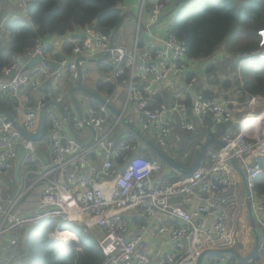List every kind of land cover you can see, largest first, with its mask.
<instances>
[{
	"label": "built area",
	"instance_id": "1",
	"mask_svg": "<svg viewBox=\"0 0 264 264\" xmlns=\"http://www.w3.org/2000/svg\"><path fill=\"white\" fill-rule=\"evenodd\" d=\"M32 1L19 0L21 15L28 16ZM166 9V0H138L132 49L90 26L83 29L81 40L68 55L49 56L42 39H38L35 45L14 56L13 65L4 68L0 103L4 99L13 100L16 115L11 119L3 112L0 120V175L14 172L20 149L24 150V156L17 188L10 193L5 187L0 188L1 264L16 263L28 232L48 220L55 223L49 236L63 252L78 249L75 245L79 244L74 232L62 228L64 222H79L84 228L94 226L102 232L97 237L104 253L100 264H198L206 250L236 248L246 203L242 197V178L231 159L246 174L254 219L263 236L259 249L264 250V194L253 189L264 173L259 159L264 156V95H250L239 102L217 101L200 92L191 94L198 77L188 78L191 66L185 40L172 29L165 38L154 31ZM261 35L259 50L240 54L242 60L264 58V31ZM106 54L113 69L104 73V80L123 82L127 88V101L111 128H105L111 112L106 105L93 106L90 102L86 108L81 104L78 109L75 104L66 106L63 105L66 95L55 91L53 103L46 101L44 91L49 78H54V90L58 88L57 76L66 70L75 86L82 78L84 63ZM18 56L28 60L41 56L42 62L25 69L17 62ZM170 77L180 85L183 83L184 89L176 86L169 94L173 101L150 108L142 86L151 90ZM105 100L112 104L110 98ZM234 105L245 110L239 119L235 118ZM43 108L44 131L40 139H30L24 132L39 131ZM129 109L137 112L142 130L156 133L162 146L167 145L175 124L182 130L194 131L192 122L176 118L189 111L201 121L211 117L218 124L231 126L221 138L224 146L207 148L192 174L173 181L171 176L161 174V164L132 156L140 149L138 144L129 143L126 138L118 142L110 139L118 121L130 113ZM65 126L72 137L64 131ZM100 158V166L95 165ZM27 202L32 204L25 210L23 204ZM135 209L146 216L159 214L163 223L171 226L172 252L160 257L148 253L143 233H129L126 213ZM62 232L72 235L65 238L60 235ZM203 264L242 263L231 254H207Z\"/></svg>",
	"mask_w": 264,
	"mask_h": 264
},
{
	"label": "trees",
	"instance_id": "2",
	"mask_svg": "<svg viewBox=\"0 0 264 264\" xmlns=\"http://www.w3.org/2000/svg\"><path fill=\"white\" fill-rule=\"evenodd\" d=\"M125 1L127 0H33L28 12L29 20L14 17L0 23V80L5 79L3 70L13 65L14 56L22 54L27 48L35 45L38 39L48 35L63 36L92 26L115 39L126 15L121 8ZM190 3L194 4L189 10L183 9L172 18L171 29L186 42L187 59L191 66L188 78L193 75L198 77L197 91L205 97L214 98L217 94L209 89L210 86L216 85L220 88L228 86L232 90L225 97L228 100L237 99L239 102H244L250 95H264V58L262 57L243 66L240 55L230 60L231 72L238 74L237 71H239L241 74V79L234 75V81L222 79L228 74L227 71H218L211 75L210 72L214 71L212 66L202 72L194 67L196 63L214 57L223 43H226L230 52H236L237 55L256 51L261 43L260 32L264 31V0H214L213 2L212 0H191ZM184 12L187 13L182 14ZM241 33L250 35L252 39L244 46L235 48L236 40H239ZM75 44L73 41H66L62 53H56L55 56L70 54ZM52 49L50 46L46 50L52 51ZM98 66L105 73L113 69V65L109 62L98 63ZM114 88L115 86L111 83L101 81L97 84V90H105L110 95ZM145 89L146 87L142 86V92H145ZM44 92L46 101L53 103L51 92L49 90ZM164 94H167V98ZM144 96L148 98L150 108L173 101L167 92H156L150 98L147 93H144ZM30 100L33 101V98ZM189 100L188 98L187 101ZM97 103L91 101L93 106H98ZM0 112H4L9 117L15 116L16 103L10 99L2 100ZM241 112L244 113L245 110L242 109ZM184 117L195 125L194 131H182L179 129V124H175L174 128L178 131L176 135L179 139L167 143V146L151 141L177 165L191 169L203 143L209 138L221 139L231 124H218L211 117L201 121L191 112L177 115L176 118L180 120ZM126 139L129 143L140 146V149L133 152L132 156L136 155L149 162L165 165V162L149 145L143 146V141L139 140L132 130L129 129ZM164 147H166L165 150ZM208 148L218 149L220 145L213 141ZM259 159L264 167V156H260ZM172 171L170 175L173 181H180L187 176L176 170ZM15 180L14 177V183ZM253 189L256 193L264 194V173ZM242 190L244 192L243 183ZM6 192H12L11 188ZM54 225L52 220H48L29 231L22 255L14 264H100L104 260V253L98 239L87 234L85 229H81L79 225L71 221L64 222L62 228H69L78 236L80 249L60 251L57 243L49 236Z\"/></svg>",
	"mask_w": 264,
	"mask_h": 264
},
{
	"label": "crops",
	"instance_id": "3",
	"mask_svg": "<svg viewBox=\"0 0 264 264\" xmlns=\"http://www.w3.org/2000/svg\"><path fill=\"white\" fill-rule=\"evenodd\" d=\"M166 1H167V9L164 12L162 22L158 23V25L154 28L155 34L157 36H160L161 38H165L167 36L168 32L170 31V29H171L170 25L172 24V18L176 17V15L183 10L185 5L191 4L190 3L191 0H166ZM121 8L125 12L126 15L124 17L123 23L121 24L118 32L116 33L114 40L117 43L125 44L129 49H132L134 46V42H135V38H136V32H137L135 16L138 12V0H127V1L122 3ZM20 12H21V9H20V5H19V0H0V23H3L4 21H6L10 18H14V17H23V18H28V20H29L28 16L21 15ZM157 27H158V29L156 30ZM131 28H132V31H131ZM242 34L247 35L246 33H242ZM82 35H83V30H75V31L69 32L68 34L63 35V36H59L56 34L48 35V36L42 38V41H43L46 49H47V47H50V46L53 48L52 51H47V50L46 51H47V54L49 56L54 57L56 53H62L64 44L66 41H73L75 43H79ZM229 50L230 49L228 47H223L220 50H217V53H216V55H214V57H212L210 60H206V61H211L213 59H219L218 62H220L223 59H229V61H230L234 58H238V56L240 55V53H238V55H237L236 52L233 53V52H230ZM101 62H103V63L107 62L106 56L97 58L96 61L95 60L86 61L84 63L85 65L82 67V81L88 88L96 91L102 97L110 98L112 100L113 107L116 108L117 110H120L124 107V104L127 101L126 100L127 99V88H126L125 84L123 82H120V81L106 82L104 80V73L105 72H102L98 66V63H101ZM211 63H209V64H211ZM194 67L196 68L197 71H201V72H202V70L205 71L207 68L205 66V64L202 63V61L196 63ZM65 73H67L66 70H65ZM227 75L228 74H226L225 77ZM101 81L104 83H111L115 86L114 91L111 95L108 94L105 90H97V84ZM179 85H180L179 82L175 81V78L170 77V79L167 80L166 82H164V84L152 86L151 90L145 89V92H147V96H149V98L153 95L150 93L151 91L167 92L168 94H170L171 91L174 88H176V86L179 87ZM54 86H56V83ZM54 86H52V83H51V85L47 86V90H49L51 88V91L50 90L49 91L52 93V87H54ZM72 86H73V84L70 85V87H72ZM70 87L67 88L68 94H69ZM58 88H59V84H58ZM58 88H54L53 91L56 92V90H58ZM180 88L184 89L183 83L180 85ZM209 89H211L213 92H215L217 94L216 96H214V98L217 101L228 100L225 96L229 95L231 90H232L228 86L220 88L216 85L210 86ZM197 92H198L197 86H195L191 89V94H195ZM64 94H66V92ZM183 95L186 96L185 92L183 93ZM35 96L36 95H33L32 97H35ZM36 97H38V96H36ZM193 97H194V95H192V98ZM88 100H89L88 103H90L92 101L90 99H88ZM235 100H237V99H235ZM81 107H82V105H81ZM233 108H234L235 118L239 119L243 115V112H241L242 107L234 105ZM129 111H130V113L128 114L126 119L132 125H134V123L129 119V117L134 116L139 122L138 114L136 111H133L131 109H129ZM189 112H191L194 116H196L192 111H189ZM184 120H186L185 117H184ZM186 121H189V120H186ZM113 123L114 124L117 123V115H115V113L111 111L109 120L107 121L105 128L107 129L108 126L110 124H113ZM119 123H122L129 131V129H130L129 126L126 125L123 121H118V124ZM117 125L115 126V128L117 127ZM179 129L182 130L181 128H179ZM146 132H148V133H144V132H142V133L145 134L146 137H148V139L153 140L154 142H159V139H158V136L156 133H154L152 130H149V131L147 130ZM177 132L178 131H176V129L174 128L172 135L168 139V144L171 141H175L176 139H179V136L177 137V135H176ZM149 133L151 135H149ZM90 134L93 135L94 132L90 131ZM127 135L128 134H126V132H117L116 133V130L114 129L112 131L110 139L115 141V142H118V141L122 140L123 138H127ZM137 138L140 140V138L138 136H137ZM142 144H143V146L146 145L145 142H142ZM165 148L166 147H164L163 149L165 150ZM94 163H95V165L100 166L101 158H100V160L96 159ZM172 170L173 169L165 163V165L162 166L161 174L166 175V176H171L170 174L173 172ZM13 178H14V174H13ZM16 183H17V181L14 183L13 187L11 188L12 191H14L17 188ZM31 204H32L31 202H27V203L23 204L25 210L29 209ZM191 208L193 209V207H191ZM126 215H127L128 221H129V228H130L129 233L132 235L137 233V232L143 233L144 242H145V250L148 253H151V254L157 253L158 256L160 257L164 253L172 252L173 241L171 238V226L165 225L163 223L162 217L159 214H153L150 216H146L140 210L135 209V210L128 211L126 213ZM244 216L247 217L246 218L247 223L243 220ZM241 223H243L244 225H242L240 227ZM240 224H239V230L237 232V242L235 245L236 246L235 249L242 256H247L248 254H250V252L254 248L255 242H254V237L252 235V231L250 228V224H249V220H248V216H247L246 212L243 213L241 220H240ZM248 224H249V226H248ZM260 236H261V241H262L263 236L261 233H260ZM25 246H26V241H24L23 248ZM241 263L242 264L243 263L264 264V250L259 249V251L253 257V259L249 260L248 262H241Z\"/></svg>",
	"mask_w": 264,
	"mask_h": 264
},
{
	"label": "water",
	"instance_id": "4",
	"mask_svg": "<svg viewBox=\"0 0 264 264\" xmlns=\"http://www.w3.org/2000/svg\"><path fill=\"white\" fill-rule=\"evenodd\" d=\"M113 36V35H112ZM108 54H106L105 56L107 57ZM96 61V60H95ZM17 62L21 65H24L25 69H30L32 67H34L37 64H40L42 62V57L41 56H36L30 60H28L26 57L24 56H18L17 57ZM54 68H57V65H54ZM14 74V71L11 72V75ZM54 78L51 77L47 80V84L51 85V83L53 82ZM51 91V88L49 89ZM77 91H82L84 92L88 98L98 102L99 104H103L106 105V107L108 109H110L112 112L115 113V115H120V111L117 110L116 108L113 107L112 104L108 103L104 97H102L100 94H98L96 91L88 88L86 85H84L82 78L79 79V81L77 82V84L75 86L70 87L69 90V96L70 99H72V101L74 102L76 108H80V104L78 103V100L76 99L75 96V92ZM165 98H167V94H164ZM51 96H54L53 90L51 93ZM46 108V107H45ZM45 108H43L42 113H41V121H40V129L37 133L34 134H29L27 132H24V135L29 137L30 139L33 140H38L41 138V134L44 131L45 128ZM4 117V113L0 112V120ZM11 119H13L12 117H10ZM122 121L129 126L130 130H132L134 132L135 135H137L141 141L145 142L146 144H148L155 153H157L159 155V157L167 164L169 165L173 170H176L178 173L180 174H184V175H190L192 174L197 167L200 165L205 151L206 149L210 146V144L215 141L217 142L220 146H224L225 143L221 140V139H217V138H209L208 140H206L199 152V156L197 158V161L195 162V164L193 165V167L191 169H185L179 165H177L174 161H172L156 144H154L150 139H148V137H146L145 134H143L140 130H138L134 125H132L127 119L126 117L122 118ZM19 129H21V127H18ZM64 131L66 132V134L68 135V137H72V135L69 132L68 126L64 127ZM19 157L15 163V169H14V177L16 179V181L20 180V167H21V163H22V158L24 156V150L20 149L19 151ZM231 163L234 166V168L239 172L241 178H242V183H243V187H244V192H245V202H246V212H247V216H248V220H249V224H250V228L252 231V235L254 237V248L252 249V251L250 252V254H248L247 256H242L235 248H230V249H215V250H206L199 258L198 260V264H203V260L205 255L207 254H231L234 257H236L240 262H248L249 260L253 259V257L256 255V253L259 251V247L261 244V236H260V231L259 228L255 222L254 219V215H253V210H252V193H251V189L249 187L247 178H246V174L244 172V170L239 166V164L236 162V160L231 159Z\"/></svg>",
	"mask_w": 264,
	"mask_h": 264
},
{
	"label": "rangeland",
	"instance_id": "5",
	"mask_svg": "<svg viewBox=\"0 0 264 264\" xmlns=\"http://www.w3.org/2000/svg\"><path fill=\"white\" fill-rule=\"evenodd\" d=\"M213 1H214V0H212V2H213ZM193 4H194V3H192V4H190V5H187L185 8H183V9H185L184 11L189 10V9L193 6ZM196 5H197V4H196ZM185 13H187V12H184V13H182V14H185ZM131 31H132V28H131ZM261 32H263V31H261ZM261 32H260V35H261ZM251 39H252V37H251L250 35H245V34H242V33H241V34H240V38H239V40L236 41V43H235V48H237L238 46H244L246 43L250 42ZM261 41H262V35H261ZM229 43H230V41H229ZM260 45H261V43H260ZM223 47H226V43H223V44L218 48V50H220V49L223 48ZM259 48H260V47H259ZM259 48H258L257 50H259ZM257 50H256V51H257ZM262 58H263V57H262ZM220 59H221V58H220ZM257 59H258V58H257ZM257 59H256V60H257ZM218 60H219V59H213V60H211V61H202V63H204L205 66H206L207 68H209V67H211V66L213 67L214 71H211V72H210L211 75L217 73L218 71H227V72H228L227 77H222V79H231L232 81H234V78H235L236 75L238 76V78L241 79V74L239 73V71H237L238 74H235V72H231V66H232V64H231V62L229 61V59H223V60H221L220 62H218ZM256 60H253V62H255ZM211 62H212V63H211ZM242 62H243L242 66H243L244 64H246V63H253V62L249 61L248 58H244V60H242ZM209 63H211V64H209ZM234 75H235V76H234ZM56 81H57V83L59 84V88H58V90H56V94H59V93H65V92H66V94H65V95H66V98H65V101L63 102V105H66V106H70V107H72V106L74 105V103H73V101L70 99V96H69V94H68V90H67V88H69L70 85H72V81H71V79L69 78L68 74L65 73V72L61 73L60 75L57 76ZM84 85H85V84H84ZM82 95H83V96H82ZM75 96H76V99L78 100V103L81 104L83 108H86V107L88 106V101H89L88 99H90V98H88V96H87L84 92H82V91H77V92L75 93ZM129 119L134 123L135 127H136L138 130L144 132V131L142 130V128H141V124L138 122V120H137L134 116H130ZM113 125H114V123H113V124H110V125L108 126V128H111ZM115 130H116V133H117V132H126V134H128V129H127L122 123H119V124L117 125V127L115 128ZM144 133H148V132H144ZM149 135H151V134L149 133ZM43 142H45V139L43 140ZM174 154H175V152H174ZM22 169H23V168H22ZM13 173H14V172H13ZM13 173H11V174H7V175H0V187H5L6 189H9V188H12V187H13V185H14V183H13V179H12V178H13ZM242 195H243L242 197H243L244 200H245V192H243V190H242ZM245 203H246V202H245ZM245 209H246V208H245ZM244 212H246V210H245ZM246 213H247V212H246ZM246 218H247V217L244 216V219H243V220L247 223ZM77 223H78V224H77ZM77 223H75V224L79 225V226L81 227V229H85L86 233H87V234L89 233V235L94 236L95 239H97V237H98V238L101 237L102 232H100V231H99L98 229H96L94 226H93V227L86 226V227L84 228L82 225H80L79 222H77ZM242 225H244V224L241 223V224H240V227H241ZM248 226H249V224H248ZM73 245H74V244H73ZM75 247L78 248V249H80V242H79V244L75 245Z\"/></svg>",
	"mask_w": 264,
	"mask_h": 264
},
{
	"label": "clouds",
	"instance_id": "6",
	"mask_svg": "<svg viewBox=\"0 0 264 264\" xmlns=\"http://www.w3.org/2000/svg\"><path fill=\"white\" fill-rule=\"evenodd\" d=\"M60 235L67 238V237L71 236L72 234L69 232H62V233H60Z\"/></svg>",
	"mask_w": 264,
	"mask_h": 264
}]
</instances>
